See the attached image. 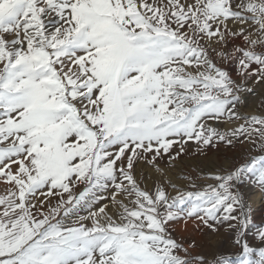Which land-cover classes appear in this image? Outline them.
<instances>
[{
    "label": "snow or ice",
    "instance_id": "obj_1",
    "mask_svg": "<svg viewBox=\"0 0 264 264\" xmlns=\"http://www.w3.org/2000/svg\"><path fill=\"white\" fill-rule=\"evenodd\" d=\"M258 86L264 0H0V264H264ZM190 142L257 154L184 191Z\"/></svg>",
    "mask_w": 264,
    "mask_h": 264
},
{
    "label": "rangeland",
    "instance_id": "obj_2",
    "mask_svg": "<svg viewBox=\"0 0 264 264\" xmlns=\"http://www.w3.org/2000/svg\"><path fill=\"white\" fill-rule=\"evenodd\" d=\"M245 106L241 107L240 111L243 115H261L264 114V86H258L255 95H248L246 98ZM221 131L225 130V126H221ZM191 147L187 155L182 158H178L175 165L167 168V176L165 181L171 180L172 184H175L177 188L188 191L196 190L191 187L194 181L197 185H205L212 183L208 180V177L217 170L231 168L234 163L242 161L247 155H256L257 152L252 149L251 151H243L239 149L229 150L225 146L221 145L218 148H211L206 151V154H197L194 142H190ZM251 149V145L248 146ZM192 178V179H189ZM168 193L175 196L177 193L167 183ZM245 191V199L251 205L253 209L254 223L256 226L264 223V198L256 202V199L260 194L258 190L249 192ZM185 227L184 222H177L174 225L177 238L181 236H187L190 234L183 231ZM256 233V227H250L247 231L245 239L249 242H253L254 235ZM197 239L204 245L205 250L211 255L214 253H222L229 255L232 258V264H236V255L240 251L237 247H234L228 232L221 228L217 234H208L204 236H197Z\"/></svg>",
    "mask_w": 264,
    "mask_h": 264
},
{
    "label": "bare ground",
    "instance_id": "obj_3",
    "mask_svg": "<svg viewBox=\"0 0 264 264\" xmlns=\"http://www.w3.org/2000/svg\"><path fill=\"white\" fill-rule=\"evenodd\" d=\"M260 199H261V195H259V196L257 197L256 202L259 203Z\"/></svg>",
    "mask_w": 264,
    "mask_h": 264
}]
</instances>
